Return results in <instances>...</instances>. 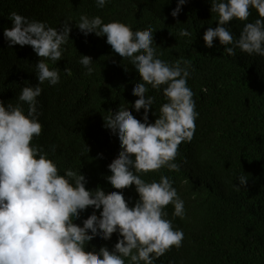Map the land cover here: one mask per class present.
Instances as JSON below:
<instances>
[{"label":"trees","instance_id":"obj_1","mask_svg":"<svg viewBox=\"0 0 264 264\" xmlns=\"http://www.w3.org/2000/svg\"><path fill=\"white\" fill-rule=\"evenodd\" d=\"M177 3L110 0L100 8L95 0H0V100L5 105L20 103L27 114L28 105L17 97L25 85L39 83L35 64L45 59L50 70L60 72V81L54 86L47 81L40 85L43 91L37 107L42 132L32 143L56 164L59 174L68 169L82 173L88 181L87 190L123 191L132 207L138 199L135 185L118 190L106 179L108 166L120 148L117 137L104 127L103 116L124 107L143 122L144 110L136 113L132 107L139 97L131 95L132 88L143 81L128 58L114 53L106 36H85L76 23L87 15L99 16L104 23L119 21L134 32L151 26L152 46L159 59L169 65L181 59L191 62L187 86L199 114L191 141L178 146L173 162L179 170L162 167L141 174L149 183L167 176L184 201L183 218L173 216L172 204L164 208L173 228L183 231L182 244L172 246L154 264H264V57L238 48L236 55L230 56L218 38L212 48L206 47L204 32L218 26L216 14L210 11L211 0H188L174 18L171 12ZM251 11L247 22L258 18V13ZM12 12L58 30L65 21L70 22L72 31L67 44L62 45L66 49L62 60L41 58L27 45L10 48L3 33L12 27L8 18ZM245 23H229L234 38ZM183 29L191 35L180 36ZM81 55L93 59L91 76L79 63ZM66 67L70 76L63 71ZM165 86L157 91L146 85V96L155 97L149 113L151 123L158 118L152 113H159L167 102L162 91ZM240 175L249 178L248 185L237 191L234 185L239 184ZM94 211L99 217L100 212L89 207L74 222L82 226ZM119 238V233L111 240L94 238L87 250L102 246L111 250Z\"/></svg>","mask_w":264,"mask_h":264},{"label":"clouds","instance_id":"obj_2","mask_svg":"<svg viewBox=\"0 0 264 264\" xmlns=\"http://www.w3.org/2000/svg\"><path fill=\"white\" fill-rule=\"evenodd\" d=\"M109 2L95 0L100 8ZM187 2L178 0L171 16L178 17ZM253 9L258 18L247 22ZM210 11L216 14L218 26L204 32L206 47L212 48L218 38L224 53L230 56H235L238 48L248 55L264 57V0H211ZM8 18L12 27H6L3 35L10 48L27 45L41 58L62 60L66 50L62 45L67 44L72 31L70 22L65 21L58 30L16 12ZM234 20L246 22L238 38L228 27ZM76 27L85 36H106L114 53L128 58L143 81L131 91L132 96L139 97L132 107L136 113L144 110L143 122L124 107L103 116L104 127L117 137L120 148L108 166L106 179L118 190L135 185L138 199L130 207L123 191L106 194L100 187L87 190L85 175L71 169L59 174L56 164L32 143L42 132L37 107V98L43 91L40 85L47 81L54 86L60 81V72L50 70L41 59L35 64L39 83L25 85L17 97L28 105L27 114L20 103L5 105L0 100V264H125L126 258L128 264H154L172 246L182 244L184 233L173 228L172 221L165 218L164 208L172 204L173 216L183 218L184 201L167 176L149 183L141 174L162 167L179 170L173 162L178 146L191 141L199 115L193 92L187 86L191 62L181 59L169 65L159 59L152 46L151 26L134 32L119 21L104 23L99 16L82 15ZM179 35L191 33L183 29ZM79 63L87 69V75L93 74L92 57L81 55ZM63 71L71 75L69 68ZM146 85L157 91L166 85L162 91L167 102L159 113H152L158 114L154 123L149 121V113L155 97L146 96ZM248 179L240 175L239 184L234 185L236 190L246 188ZM89 207L99 211L100 216L94 211L82 226L75 223ZM114 233L122 238L111 250L107 246L87 250L94 238L111 240Z\"/></svg>","mask_w":264,"mask_h":264}]
</instances>
